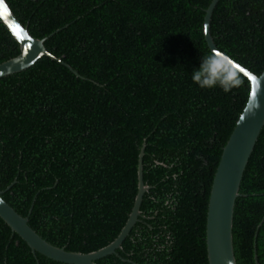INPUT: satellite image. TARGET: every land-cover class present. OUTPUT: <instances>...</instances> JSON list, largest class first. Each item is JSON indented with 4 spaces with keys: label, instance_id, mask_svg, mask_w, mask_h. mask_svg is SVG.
Instances as JSON below:
<instances>
[{
    "label": "trees",
    "instance_id": "trees-1",
    "mask_svg": "<svg viewBox=\"0 0 264 264\" xmlns=\"http://www.w3.org/2000/svg\"><path fill=\"white\" fill-rule=\"evenodd\" d=\"M5 1L71 70L42 57L0 79L2 200L48 244L96 252L129 218L144 144L149 190L139 222L118 256L96 264H208L210 190L250 92L238 73L240 85L227 93L200 89L190 79L211 53L203 24L212 0ZM210 35L221 53L262 74L264 0H221ZM19 53L0 22V64ZM239 195L236 264H264V127ZM0 264L61 263L32 253L0 219Z\"/></svg>",
    "mask_w": 264,
    "mask_h": 264
},
{
    "label": "water",
    "instance_id": "water-1",
    "mask_svg": "<svg viewBox=\"0 0 264 264\" xmlns=\"http://www.w3.org/2000/svg\"><path fill=\"white\" fill-rule=\"evenodd\" d=\"M220 1L212 0L205 11L203 34L211 53H221L210 35L212 14ZM0 22L18 44L20 52L17 57L0 64V79L31 68L42 57L56 61L71 70L68 65L63 64L60 59H56L47 52L44 46L47 38L39 40L29 34L28 30L17 20L5 0H0ZM227 58L232 62L230 69L249 82L250 92L246 106L222 150L210 190L205 230L208 264H236L232 238L235 203L240 197L239 189L244 171L264 127V71L260 76H256L230 57L227 56ZM144 149L145 145L143 144L138 156V191L133 209L121 233L103 249L89 254H81L66 252L64 249L48 244L28 226V218L18 215L2 200L1 196L4 192H0V219L9 227L12 234H16L29 247L32 253L40 254L57 263L96 264L97 261L107 256H118L117 251L121 250L130 231L139 222L143 195L149 190V187L143 183L142 158ZM9 189L10 187L6 190Z\"/></svg>",
    "mask_w": 264,
    "mask_h": 264
},
{
    "label": "clouds",
    "instance_id": "clouds-1",
    "mask_svg": "<svg viewBox=\"0 0 264 264\" xmlns=\"http://www.w3.org/2000/svg\"><path fill=\"white\" fill-rule=\"evenodd\" d=\"M231 60L219 52L209 53L200 58L198 66L190 71V79L200 89L219 88L227 93L240 85L241 80L234 71L224 70L231 67Z\"/></svg>",
    "mask_w": 264,
    "mask_h": 264
}]
</instances>
